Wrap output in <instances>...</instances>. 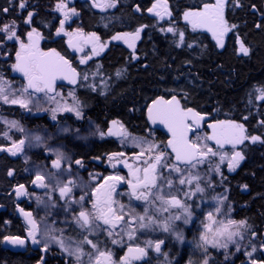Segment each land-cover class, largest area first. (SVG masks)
Segmentation results:
<instances>
[{"label": "flooded vegetation", "instance_id": "flooded-vegetation-1", "mask_svg": "<svg viewBox=\"0 0 264 264\" xmlns=\"http://www.w3.org/2000/svg\"><path fill=\"white\" fill-rule=\"evenodd\" d=\"M3 2L5 4L3 8H9V12L2 13L0 16V26L15 20L18 25L17 34L25 42H27L25 34L31 28H36L42 36L39 42L40 49L44 52L55 49L80 74L76 84L58 79L56 92L60 93L57 99L61 103L69 105L73 103L69 93H73L81 103L82 116L78 118L75 113L58 112L56 120H53L51 112L43 110L55 107L52 102L40 100L41 110L39 111L36 110V102H34L29 105L32 111H28L19 105L4 104L3 101H0V117L7 121H17L24 129L23 132L15 128L8 129L3 120H0V145L11 146L12 141L5 139L2 135L5 130L8 131L12 140L17 142L20 139L25 140L24 150L15 156L9 152H0V264H74V258L63 253L55 243H49L48 250L44 251V244L47 242L43 236L45 224L52 229L66 228L65 235H68L71 229L67 228L64 223L65 214L61 210L64 201L58 199V190H52L55 188V184L52 185V188L43 189L32 183L36 171L40 170L44 174L48 171L56 173L57 178L62 182L69 179L76 181L78 187L73 188V194L77 198L83 194V191L90 193L93 187L102 182V177L120 175L126 179L130 178L128 169L123 164H117L113 168L108 156L114 152H124L126 156L123 159H127L128 163H133L135 166L133 154L139 152L140 149L132 145L131 138L133 137L155 142L163 148L171 138V133L166 125L159 122L153 124L148 117V108L153 105V101L160 97L167 100L176 96L182 107L192 108L205 117L202 127L195 130V135H211L212 129L207 126L208 124L233 120L244 124L246 135H259L264 140V125L259 123L264 120V101L257 98L259 96L257 89L264 88V67L258 71L257 75H250L252 78L247 77L244 84L240 78L241 73H245V67L249 68L247 70L255 67V52L249 27L255 25V31L259 32L264 29V3L261 7L250 6L247 0H239V6H237L235 0H227L225 18L229 25L234 24L236 27L226 34L224 47L221 48L212 33L206 29L199 28L194 32L190 30L183 19L186 10L181 8L180 12L175 11L169 1L168 5L172 16L160 20L147 10L144 11L143 8L137 12L134 7L131 13L130 8H124L119 0L115 8L106 10L93 7L92 0H65L69 8L75 7L79 13L78 16H72L65 22V31L75 32L80 29L85 38L91 33H96L100 37L99 43H106V47L99 55H93L91 43L81 42L80 47L83 50L80 51L69 46V38L66 35L56 34L59 21L63 19L62 13L54 10L58 0H27V6L23 10L18 8V0H3ZM100 2H104V0H100ZM201 9H191V11ZM29 11L35 13L31 25L24 23ZM170 22L178 24L179 30L184 32L183 44H180L179 36L176 37L166 31ZM257 24L260 27H257ZM142 25H147V27L140 33V38L134 41V49L129 48L123 40L111 39L117 33H134ZM162 28L165 31H161ZM3 37L4 34L0 33V41H3L0 53L6 50L8 54L0 55V76L10 81L14 89H19L27 83L26 78L12 68L15 63V52L19 50V42L6 41ZM160 39L166 44V48L169 45L178 52L187 51L190 53L188 60L179 63L182 66V71L173 72L172 76L166 69H162L161 74L159 71L155 74L150 73L152 80L156 75V81L146 85L150 93L148 96H140L132 104V107H129L127 114L130 118L121 110L111 115V110L105 103L117 104V98L122 90L128 88L125 86L126 83L142 82L143 79L138 76L149 72L148 70H152L157 65V60H154V57L157 54V43ZM241 41L249 48L248 55L239 51ZM89 55L92 56L90 60H87L86 63L80 62L81 59H87ZM205 56L211 57L213 61L218 59V56H225L224 63H214L215 66L217 65L215 70L219 72V77L225 78L227 85H230L229 74L235 77L232 81L233 85L239 83L238 90L242 91L239 102L236 101L227 108L217 104L211 107L200 98L198 94L207 86V79H204L196 71L193 74V71L196 66L201 67L202 61L205 59L202 58ZM121 58H123V62H121ZM226 67L233 68L231 73L225 71ZM118 70L121 72L120 76L116 75ZM84 74L88 75V80L82 79ZM215 82H219L218 78H215ZM37 95L43 96L42 93ZM245 116L247 120L244 119ZM112 121H118L115 127L123 125L129 134L127 141L122 142L121 138L117 136L107 134L101 136L99 134L100 132L107 133L109 128H114ZM64 127L69 131L61 132L60 129ZM35 135L44 138L39 146H35V143L31 141V137ZM49 137L51 138L49 139ZM189 138L194 139V134L189 133ZM208 143L215 147L211 141ZM49 149H58L70 157V161L67 162L72 165L70 175H62L67 167V163L64 161H62L60 170L51 168V161L55 159V155ZM235 150L241 151L245 158L240 162L238 172H230L227 177L228 181L241 170L245 172L246 176L251 158L257 153L264 152V142L253 143L246 140L244 144L237 145ZM223 151L231 153L232 146L225 145ZM78 159L81 160L82 166L74 163ZM226 169L229 171L227 167ZM9 171L13 173L11 176L8 175ZM92 176H96L97 179L93 180ZM45 182H49L47 176ZM82 184H86L88 187L82 189L79 187ZM225 184L227 190L228 187ZM18 185H24V190L28 195L17 196ZM244 186L250 188L247 183H244L239 187L240 194H242L241 189ZM46 192L49 195H45ZM128 192L129 188L126 184H118L114 199L127 205L129 203ZM49 196L52 201H56V207L46 208L44 204L38 203L37 197L48 201ZM137 203L139 202L133 201V204ZM85 206L90 207V204L86 201ZM20 209L31 212L40 224V233L37 235V239L40 240L39 244L32 243L28 238L29 226ZM53 234L58 235L59 233L53 232ZM16 236L25 239L26 243L22 246L13 245L5 240V237ZM100 239L106 240L107 237L102 233ZM131 243L136 245V240ZM108 246L112 248L116 259L126 252V246L121 248L110 243ZM167 248L168 244L165 242L161 250ZM155 253L159 255L161 252ZM259 258H262L261 252ZM150 259L151 255L147 249V256L140 261H134L133 264H148ZM230 264H234V262Z\"/></svg>", "mask_w": 264, "mask_h": 264}, {"label": "snow or ice", "instance_id": "snow-or-ice-1", "mask_svg": "<svg viewBox=\"0 0 264 264\" xmlns=\"http://www.w3.org/2000/svg\"><path fill=\"white\" fill-rule=\"evenodd\" d=\"M239 6V0H235ZM118 0H92V6L106 10L115 8ZM227 0H214L212 4H204L203 8L198 11H185L183 19L187 21L193 30L203 28L212 33L219 47H224V37L234 29L236 25H229L225 18V7ZM27 6V0H18V8L23 10ZM55 11L62 13L63 19L59 21V28L56 31L57 35L63 33L69 40V46L82 51L80 43L92 44V54L99 55L106 47V43H99L100 37L96 33H91L87 38L84 37L82 31L77 29L75 32L65 31V22L70 20L72 16H78L75 7L69 8L65 0H58L55 4ZM135 10L139 12L140 6L136 5ZM149 13L164 20L165 17L171 18L172 12L169 9L168 0H154V3L147 9ZM0 12L8 13L9 8L0 9ZM35 13L29 11L24 23L31 25L32 17ZM260 27L259 24L256 25ZM147 25H142L134 33H123L113 35L112 40H123L128 44L129 48H135L134 41L140 38V33ZM18 25L15 20L11 23L0 26V33L4 34L3 39L6 41H18L19 50L15 52V63L12 65L14 71L21 73L27 83L19 89H14L10 81L5 80L0 76V101L4 104L19 105L20 107L32 111L29 108L30 104L36 102V110H41L39 101L52 102L55 107L43 109L50 111L52 119L56 120L58 112L75 113L79 118L82 116L81 103L73 93H69L73 103H61L57 99L60 93L56 92V81L67 80L71 84L77 83V77L80 75L75 68L55 49L44 52L39 47V42L42 39L41 34L36 28H31L26 35L25 42L20 35L17 34ZM165 31V29H161ZM167 32H175L173 27H168ZM179 42L184 43V32L179 31ZM3 41H0L2 47ZM191 47V45H189ZM239 51L244 55L249 54V48L241 41ZM7 51L0 55H7ZM92 58L91 55L87 59H81V63H86ZM117 76L121 75L118 70ZM83 80H88V75L82 76ZM259 100L264 101V88L257 89ZM42 93L43 96L37 94ZM62 99V97H61ZM251 103V100H249ZM148 117L153 124L159 122L167 126L171 133V138L163 146V148L155 143L149 142L143 138H131V143L135 148L140 149L135 152L134 162L128 163L124 152H114L108 156V160L113 168L117 164H123L128 169L126 179L120 175H112L102 177V182L92 188L91 192L83 191V194L77 198L73 194V188L78 187L76 181L67 180L62 182L57 178L56 173L48 171L44 174L38 170L32 183L39 188L49 189L55 184L53 191L58 190L59 200H63L61 210L65 214L64 223L67 228L71 229L68 235H65L66 228L52 229L45 224L43 233L46 243L44 251L48 250L49 243H55L59 246L63 253L74 258V264H133L134 261H140L147 256V249L154 248L155 252H161V245L165 243L163 239L157 241L146 240L145 246L139 244L133 245L131 242L136 240L137 233H145L148 231L155 232L160 230L164 233H173L175 238L183 242L184 236L182 230L176 225V221H182L187 225L192 221L194 211L193 204L190 203L193 197L206 192L207 188H212L213 183L210 179V173L222 175L220 165L227 162L229 171H234L244 160V155L241 151H236L237 145H242L246 140L255 143L257 141L264 142L259 135H246L244 124L233 120L216 121L207 126L212 129L211 135H195V130L202 127V121L205 117L192 108H184L176 96L171 99L163 97L153 101V105L148 108ZM247 120V117H244ZM0 120H3L0 117ZM8 129L15 128L23 132L24 129L17 121L3 120ZM264 125V120L259 122ZM114 128H109L107 133L100 132L101 136L105 134L109 136L120 137L122 142L127 141L129 134L123 128V125L115 127L118 121H112ZM61 132H68L69 129L64 127ZM189 133L194 134V139L189 138ZM3 137L12 141L11 146L0 145V152H9L15 156L17 153L24 150V139L18 142L12 140L8 131L2 133ZM51 137H49L50 139ZM43 137L35 135L31 137V141L35 146L43 141ZM213 141L215 147L208 142ZM225 145H231L233 151L231 153L223 151ZM50 151L54 152L55 159L51 161V168L60 170L62 161H70L64 152L58 149ZM115 161V163H112ZM76 165L82 166L81 160H75ZM207 165V168L201 171L202 167ZM71 163H67L63 174H71ZM13 173L9 171L8 175ZM47 179L48 183L45 182ZM93 180L96 176L91 177ZM126 184L129 188L127 193L129 197L128 205L120 203L114 199L116 187L118 184ZM203 185V186H202ZM82 189H86L88 185H79ZM247 187V186H245ZM17 196L28 195L24 190V185H18L16 189ZM45 195H49L47 192ZM217 200V207L214 211L207 212L205 219L201 221L203 231L199 236L197 247L201 248L205 254L208 252V247L225 250V259H228L230 245L234 246L235 252H241V242L245 239V230L251 226L247 221H237L234 219H217L221 213L220 204L227 199L226 196L213 197ZM39 204H44L46 208L56 207V201H52L37 197ZM90 204V207L85 206V202ZM133 201L139 202L133 204ZM199 205H197L198 207ZM142 211H137V208ZM28 224V238L34 244H39L40 240L37 235L40 233V224L33 217L31 212H25L20 209ZM168 215L165 216L164 214ZM227 215V213H225ZM53 232H58L54 235ZM104 234L107 239L101 240L100 235ZM256 233H252L254 238ZM89 237H93L90 239ZM125 237L127 238L125 240ZM9 243L13 245H24L25 239L18 236L5 237ZM109 243L113 246L121 248L126 246V252L118 259L114 258V252ZM103 245V247H102ZM250 247V251H245L244 254L249 258V264H264V241L259 244V251L262 253V258L257 260L253 255L257 253L258 248L252 239L248 240L245 248ZM87 248V250H86ZM167 256V254H164ZM202 264H208V257L202 261Z\"/></svg>", "mask_w": 264, "mask_h": 264}, {"label": "trees", "instance_id": "trees-1", "mask_svg": "<svg viewBox=\"0 0 264 264\" xmlns=\"http://www.w3.org/2000/svg\"><path fill=\"white\" fill-rule=\"evenodd\" d=\"M124 8H130L132 13V8L136 5H139L140 8H143L144 11L152 6L154 0H119ZM171 4L172 8L177 12L181 11V8H184L186 11L191 9L203 8L204 4H211L213 0H168ZM249 5H256L261 7L264 3V0H247ZM5 6L3 0H0V9ZM3 12H0V16H2ZM181 14V13H180ZM255 25H251L250 29V38L253 41L254 52H255V67L250 70L249 68H244L245 73L242 72L240 78L242 79V83L246 81L247 77L252 78V75H257L262 67H264V29L260 32L255 31ZM159 37V36H158ZM161 38V37H159ZM166 44L160 41L157 43V51L154 60H157V65L153 67L152 70H148L149 72L142 73L138 77L143 79L142 82H138L137 84L133 82H128L125 88L122 90L120 96L117 98V104L106 102L108 109L111 110V115L117 111H122V113H128L129 107H132V104L135 103V100H138L140 96H148L150 93L148 92L146 85L152 84L153 81H156V75L154 80H152V75L156 72H162V69H166L170 76H172L173 72L182 71V66L179 65L185 62L189 58V52L180 51L178 52L176 49L168 45L166 48ZM211 52V51H209ZM208 56V55H207ZM203 57L201 67L196 66L193 74L198 72L201 74L204 79H207V86L198 94L200 98L206 102L207 105L215 106L220 105L224 108L231 106L234 102L240 101V95L242 91L238 90L239 83L233 85V77L229 74L230 85L225 83V78L219 77L220 74L215 69L214 63H224L223 59L225 56H218V59H213L211 57ZM218 60V61H217ZM123 58H121V62H123ZM188 63V62H187ZM233 68H227L226 72L231 73ZM160 72V74H161ZM151 73V74H150ZM213 75H212V74ZM251 75V76H250ZM225 77V76H224ZM215 78H218V83L215 82ZM131 83V84H129ZM97 103V101H96ZM119 105H121L119 107ZM130 118L129 114H127ZM245 172L241 170L237 175L232 178L230 181H227L225 185H227L229 190V204L233 205V209L235 212V220L247 221V224L251 227L247 229L250 238L252 237V233H256V237L258 240H262L264 234V152L257 153L251 158V162L248 164V168ZM247 183L251 188V194L245 196L240 194L239 187ZM244 260L242 257L235 260L234 264H244Z\"/></svg>", "mask_w": 264, "mask_h": 264}, {"label": "rangeland", "instance_id": "rangeland-1", "mask_svg": "<svg viewBox=\"0 0 264 264\" xmlns=\"http://www.w3.org/2000/svg\"><path fill=\"white\" fill-rule=\"evenodd\" d=\"M184 22L186 26H189L190 30L193 32L196 31L192 29L191 25L187 21L184 20ZM168 27H173L175 30H177L175 32H170V34L178 37V32L180 31L178 24L170 22ZM220 167L222 175L214 172L210 173V179L212 180L213 187L207 188L203 196L197 194V196L193 197L192 201H190V203L193 204L194 211L192 221L187 225L183 224L182 221H176V225L183 232V242L178 241L175 238V235L171 232L164 233L160 230H157L155 232L148 231L143 234L137 233L136 244H139L140 246H145L144 242L146 240L157 241L159 239H163L168 244V248L161 250L159 255L155 253L154 248H148L151 255V259L149 260L148 264H202L205 255L208 257V264H230L235 262V260L240 257H242V259L245 261L244 263H246L249 262V258L244 254V252L250 251V247L245 248L249 239H252L253 243H256L258 248V251L253 255V258L257 260L260 259L259 244L261 241H264V237L262 240H258L256 236L254 238H250L247 230L244 232L245 239L241 242V252H235L234 246L230 245L228 251L231 253V255L228 259H225L224 249H216L209 246L208 252L205 254L201 248L197 247L199 236L203 231L201 221L205 219L207 212L214 211V209L218 206L217 200L213 199V197H227V199L223 200V203L219 205L221 208V213L217 219L230 218L235 220L233 205L228 203L229 190H226V187L224 186V184L228 181L227 177L231 171H227L226 169L227 162L220 165ZM206 168L207 165L203 166L201 171ZM239 170L240 165L234 171L238 172ZM197 205L199 206L197 207ZM137 211H142V209L139 208ZM225 213H227V215H225ZM164 215L166 216V213ZM165 253L167 256L164 255Z\"/></svg>", "mask_w": 264, "mask_h": 264}, {"label": "water", "instance_id": "water-1", "mask_svg": "<svg viewBox=\"0 0 264 264\" xmlns=\"http://www.w3.org/2000/svg\"><path fill=\"white\" fill-rule=\"evenodd\" d=\"M211 143H212L213 145H215L213 141H211ZM241 192H242L243 195L248 196V195L251 194V189H250L249 187H245V186H244V187L241 189ZM162 248H163V245H161V249H162ZM143 259H144V258H143ZM247 264H249V262H247Z\"/></svg>", "mask_w": 264, "mask_h": 264}]
</instances>
